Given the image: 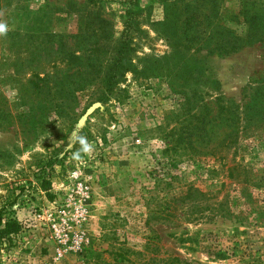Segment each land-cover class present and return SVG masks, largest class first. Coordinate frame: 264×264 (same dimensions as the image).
<instances>
[{"label": "rangeland", "instance_id": "1", "mask_svg": "<svg viewBox=\"0 0 264 264\" xmlns=\"http://www.w3.org/2000/svg\"><path fill=\"white\" fill-rule=\"evenodd\" d=\"M133 1L96 0L90 11L80 7L86 0H0V22L9 28L0 37V209L3 221L20 225L2 242L0 264H115L110 251L120 245L151 264L169 256L190 264H264V124L249 126L236 146L220 144L226 129L216 126L206 147L183 148V132L198 123L183 100V79L198 82L211 104L239 105L252 79L264 77L261 42L229 55H206L214 44L202 46L217 26L264 37V0ZM186 5L200 16L187 35ZM126 11L138 22L129 33L135 68L102 104L97 87L107 49L98 59L84 52L97 42L113 46ZM98 17L108 22V43L98 38ZM53 73L93 86L67 102L60 120L36 88L39 77ZM207 77L213 90L202 86ZM77 129L94 145L80 161L71 152ZM41 161H50L45 170ZM42 175L50 179L48 192ZM190 186L199 193L183 203ZM147 241L153 244L146 251Z\"/></svg>", "mask_w": 264, "mask_h": 264}, {"label": "trees", "instance_id": "2", "mask_svg": "<svg viewBox=\"0 0 264 264\" xmlns=\"http://www.w3.org/2000/svg\"><path fill=\"white\" fill-rule=\"evenodd\" d=\"M87 3L84 6H80L83 10L93 11L95 8L96 0H86ZM132 5L137 4V0L131 2ZM185 13H189L183 19V29L186 35L189 29L195 24L199 23V13L197 9H191L189 5L185 6L183 10ZM127 18L124 24V30L120 38L116 41V43L112 46L111 44L108 47L101 45L99 42L95 44H90L88 47V54L84 52L85 58L89 55L94 56L95 59H98V55L101 48H106V53L109 57L103 59V66L105 67V76L102 80L103 82L98 85L97 90H99V95L97 97V101L102 104L107 101V98L110 94L118 89V85L120 80L124 76L125 73L133 72L135 66L133 65L130 59V53L134 50L132 45V37L129 33H132L137 30V19L136 14L133 11H126ZM84 17V16H82ZM94 19L88 18L85 22V25H90L89 28H93L91 31L96 34L94 27ZM95 24L97 25V30L101 31V34L98 36L100 42L110 40L109 34L106 30V25L108 22L103 18H96ZM220 28L219 31L211 32L209 36L202 40V46L205 43L212 42L214 44V48L208 49L206 55H212L216 51L218 55H229L231 53H235L239 47H243L247 44H252L253 42H261L263 47V60H264V37H255L249 35L247 37H239L233 31L223 27L217 26L216 28ZM185 35L184 40L192 42H198L200 39L188 38ZM207 39H209L207 41ZM106 43V44H107ZM201 46V47H202ZM82 51V49H80ZM79 50V51H80ZM83 54V53H82ZM102 54V55H103ZM72 58L75 60L81 59L80 55L72 54ZM187 61L197 62L193 56L187 55ZM91 63H93V59H91ZM203 67V66H202ZM191 68V67H189ZM192 69V68H191ZM63 72V71H62ZM76 75H81L80 69L75 71ZM185 72H183V75ZM189 77H191V70L187 69L186 73ZM185 74V75H186ZM57 73H53V75L45 74L44 77L38 79L40 82L39 85H36L37 91H42L45 97H50L48 103L53 104V111H56V115L59 120L62 117H67L66 115H62L65 109L67 108V102H75L76 93L80 91H84L88 88H93V86L88 82H64L63 80H56ZM61 76H66V74H62ZM188 79H183V100L185 105L192 106V108L196 109V113L191 116L197 119V126L188 125L186 130L183 132V148L190 149L191 151L197 149V147L203 146L206 147L213 138L212 128L219 126L224 127L226 132L223 134L222 139L220 140V144L224 147L228 146H236L239 140L246 136V129L249 126L256 124H264V77H260L258 79H252L251 83H254V86L250 87V92L246 95L247 100H245L242 104H231L224 105L219 99H216L213 104L211 102L205 101L203 95L207 94V92L202 93L203 90L200 88L198 82L190 83L187 81ZM33 84V82H31ZM34 85V84H33ZM216 85L215 82H212L211 78H204V82L202 86H206L208 89L213 90V87ZM197 86V87H196ZM200 88V89H199ZM241 105V106H240ZM46 108V107H45ZM213 113V114H212ZM69 118V117H68ZM73 119V118H72ZM65 121H59V124L62 126L66 123ZM68 122V121H67ZM72 124H69V127H72ZM257 126V125H256ZM86 136V131L83 129H77L75 131V135ZM80 148V145L77 143L75 147H72V153L77 151ZM49 160V159H48ZM43 162V161H41ZM43 162V170L45 167L50 164ZM230 174V173H229ZM40 187L42 191L48 192L50 190V179L44 175L40 177ZM192 186L189 187V191L192 193H188V195L183 196V203L188 201V203H192L194 199V194L199 193L198 189H193ZM243 189H247V187H243ZM50 197V195H49ZM198 201V200H197ZM196 202V201H195ZM194 202V205L198 206L197 203ZM187 203V202H186ZM3 211L0 209V246L3 244L5 240H9L11 236L16 235L20 230V225L18 221L14 218H9L7 220L2 219ZM186 214V213H185ZM169 216V215H168ZM190 238L180 239L181 243L189 242ZM153 243L147 241L146 246L144 247L147 251L149 246ZM117 257L115 264H135V261L130 259L131 256H137V258L141 257V260L138 259L136 264H151L154 263V259L146 260L142 257L144 254L140 251H133L123 245H120L118 248L110 251V254ZM99 256V255H97ZM163 264H190L189 262L180 259L176 256H169L166 260H162ZM95 264V263H93ZM103 264V263H97ZM155 264H159L156 262Z\"/></svg>", "mask_w": 264, "mask_h": 264}, {"label": "clouds", "instance_id": "3", "mask_svg": "<svg viewBox=\"0 0 264 264\" xmlns=\"http://www.w3.org/2000/svg\"><path fill=\"white\" fill-rule=\"evenodd\" d=\"M9 28L6 23L0 22V37H6L8 34ZM80 145V148L73 152L72 159L80 161L82 159V154L91 155L94 152V145L90 143L86 137L82 135H75L72 138V147H75L76 144Z\"/></svg>", "mask_w": 264, "mask_h": 264}, {"label": "water", "instance_id": "4", "mask_svg": "<svg viewBox=\"0 0 264 264\" xmlns=\"http://www.w3.org/2000/svg\"><path fill=\"white\" fill-rule=\"evenodd\" d=\"M95 107V106H94Z\"/></svg>", "mask_w": 264, "mask_h": 264}]
</instances>
